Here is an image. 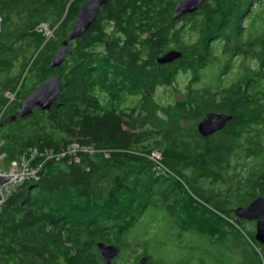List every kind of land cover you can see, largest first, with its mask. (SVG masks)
<instances>
[{
    "label": "trees",
    "instance_id": "1",
    "mask_svg": "<svg viewBox=\"0 0 264 264\" xmlns=\"http://www.w3.org/2000/svg\"><path fill=\"white\" fill-rule=\"evenodd\" d=\"M86 1L0 0V154L15 159L36 149L56 156L0 206V264H104L99 242L120 248L110 264H135L141 256L152 264L147 249L128 253L135 252L131 236L148 238L163 208L176 226L167 233L175 246L154 243L151 252L180 251L179 241L192 235L213 251L188 242L184 259L190 254L204 264L198 250L211 264H264V246L232 214L264 196V29L256 27L264 21L243 26L264 0H208L186 16L199 21H167L175 0H106L64 62L51 69L54 51ZM182 22L197 33L196 41L179 40ZM41 24L51 37L38 30ZM170 49L181 57L154 61ZM246 58L251 65L243 64ZM236 59L241 69L228 79ZM179 71L195 83L205 71L212 78L204 87L189 84L181 100H153V91L170 87ZM50 76L59 82L56 102L20 118L18 104ZM130 96L136 101L124 106ZM207 113L231 119L203 138L196 123ZM73 143L95 152L60 156ZM154 150L167 173L147 158ZM215 182L228 184L219 189ZM232 249L235 262L227 253ZM182 257L171 264H189Z\"/></svg>",
    "mask_w": 264,
    "mask_h": 264
},
{
    "label": "water",
    "instance_id": "2",
    "mask_svg": "<svg viewBox=\"0 0 264 264\" xmlns=\"http://www.w3.org/2000/svg\"><path fill=\"white\" fill-rule=\"evenodd\" d=\"M208 0H178L174 10L173 19H178L186 14H191L199 9L204 2ZM106 0H87L77 10L72 26L66 32L60 47L54 51L50 62V68H56L64 62L71 43L82 36L94 22L98 10L105 4ZM1 22V18H0ZM181 57V52L175 49H170L161 55L156 56L157 64H169ZM58 78L55 76L47 77L44 81L38 83L30 94L23 99L19 105L18 116L20 118L28 117L33 109L39 108L41 111H48L53 103L56 102L60 92ZM14 119L15 117H11ZM231 119V116L223 113H207L197 122L196 131L200 137L206 138L216 132L221 131L226 122ZM5 180L0 179L1 183L5 184ZM232 214L242 221L254 222V238L256 242L264 246V196H257L252 199L246 206H239L233 209ZM96 249L100 254L104 264H110L113 259L120 253V248L112 244H103L99 242ZM146 256H141L135 264H147Z\"/></svg>",
    "mask_w": 264,
    "mask_h": 264
},
{
    "label": "rangeland",
    "instance_id": "3",
    "mask_svg": "<svg viewBox=\"0 0 264 264\" xmlns=\"http://www.w3.org/2000/svg\"><path fill=\"white\" fill-rule=\"evenodd\" d=\"M174 1V0H173ZM175 2V1H174ZM252 13H251V17H249V19H245L243 21V26L245 27L246 24H248V22L250 21H264V7L262 8L261 5H255L254 7H252ZM254 17L255 20H254ZM263 18V19H262ZM257 27V31L261 32L264 29V26L262 25V22H257L256 24ZM180 28V29H179ZM177 29H179V40L185 43H192L194 41H196L197 39V33L190 30V25L186 24L184 22L180 23L179 25H177ZM38 30L40 32H42L45 37L49 38L51 37V29L49 30L48 26H46V24H41L38 25ZM213 52L215 53L216 56H219L223 53L222 50V44L221 42H216L215 44H213ZM222 56V55H221ZM250 58H246L245 61H243L244 65H251V62L249 61ZM219 62V61H216ZM240 61L238 59L234 60L233 63V68L230 72V75L228 76V79H232L236 77V73H238V71H240ZM212 78V76L210 75L209 71H205V73L203 74L200 83L199 82H192L190 75L188 73H181V71L176 72V75L174 76V81L173 83L170 85V87H163V86H159L157 87L153 93H152V98L153 100H155L156 102H158L161 105L167 104V103H171L175 100H181V98L184 97V94L186 92V88L187 86L190 84L192 86V88H200V87H204L207 84L210 83V79ZM6 97L9 99V101H14V95H10V94H5ZM135 99H137V97H128V100H125L126 102L123 104L124 106H130L132 104L133 101H136ZM132 101V102H131ZM146 146H148L149 148L152 147V143L151 142H146L145 143ZM78 146L76 143L71 144L69 147L71 149H73L74 147ZM155 151V150H154ZM72 153V151H70ZM20 157V156H19ZM11 158V157H7V158H3L0 159V171H7L9 173H16L15 171L19 172L20 170H24L26 167H28V164L31 167H35L38 162V159L36 160V158H34L35 156H32L31 159H27L23 164L19 161L21 159L20 158ZM34 158V159H32ZM13 159V160H12ZM14 161H18L19 164L17 166L13 165ZM19 168H21L19 170ZM39 167L35 168L38 169ZM229 170V169H228ZM189 173V172H188ZM23 174V173H21ZM229 174H230V170H229ZM210 181V180H208ZM207 181V182H208ZM202 184V181H201ZM204 184V183H203ZM202 184V185H203ZM218 182H215V184L213 185L214 187H218L219 189H223L222 187H224V185H227L228 183H224L222 185L218 186ZM205 187V186H203ZM191 191V190H190ZM9 195V194H7ZM6 195V196H7ZM158 214H156L155 217V221L151 222L150 224V235L148 236V238H140V239H136L134 237V235L131 236V238H134L131 240L130 244H131V249L134 250L135 252H128L131 254V256H134L136 254H142L144 252V249H147L149 253V256H153V263L152 264H156L159 263L161 260L162 264H171L172 263V259L177 260L179 257H182L183 254L186 252V244L189 242L188 245L191 244H202L203 247L205 249L211 250V252L213 251L212 247L209 244H205L202 241H197L195 239V237H191L185 235V237L179 241V246H181L183 249L178 251V249L176 247H174L171 252L172 253H167V252H163L156 254L155 252H151V250L154 249V247L156 245H154V243L156 244H162V245H166L165 247H169L172 248L173 246H175V242H172V238L173 236H170L169 233L171 230H173L176 226L173 225V223H171L170 221V216L168 211L163 208L162 210H158L157 212ZM153 216V215H152ZM254 222L252 221H246V228L247 230H252L254 232L255 230V226H254ZM167 234V236H166ZM151 242V243H150ZM233 251H231V253L228 251L227 253H229V255L232 257L231 261L235 262L239 259V256L236 252V249H232ZM174 251V252H173ZM147 252V253H148ZM203 251H198L196 253V256H198L199 258H201L202 256L204 257V264H211L212 262L209 260L208 257L205 256V254L202 253ZM128 253H124V257H126V255H128ZM156 255H159L158 257ZM183 258V257H182ZM184 259V258H183ZM184 260H186L189 264H198L199 261L196 259V257L194 256L193 259L189 256H187ZM136 262V261H135ZM130 264V263H128Z\"/></svg>",
    "mask_w": 264,
    "mask_h": 264
},
{
    "label": "built area",
    "instance_id": "4",
    "mask_svg": "<svg viewBox=\"0 0 264 264\" xmlns=\"http://www.w3.org/2000/svg\"><path fill=\"white\" fill-rule=\"evenodd\" d=\"M72 151V153L70 152ZM84 152L87 153L89 155H92L95 151L92 147H79L76 146L73 149H71L70 147H68V149L63 152L62 154H60V156L64 157L65 154L66 155H72L75 154L76 152ZM32 156H35L34 158H39L42 160H39L36 164L35 167H31L28 164V167H26L24 170H20L21 168H19V172L15 171L16 173H11V174H4L1 175L3 177V180H5V184L1 183L0 185V206L4 203L5 199H6V195L10 194L11 191L14 190L15 187H17L18 185L22 184V182H24L27 177H32V178H37L38 174L40 173V171L42 170L41 168H43V164L45 163V161H47L50 158L56 157L53 156L52 152H44L42 154L38 153L36 149H32V150H28V156L29 160L31 159ZM32 158V159H34ZM147 158L152 162L153 165H155V169L157 170V172H162V173H167L168 171L165 169V167L163 166L162 163V157H161V153L160 151H151V153H149L147 155ZM22 164L25 162L24 159H22L20 161ZM19 164V163H18ZM17 164V165H18ZM39 167L38 169H35ZM23 173V174H21Z\"/></svg>",
    "mask_w": 264,
    "mask_h": 264
},
{
    "label": "bare ground",
    "instance_id": "5",
    "mask_svg": "<svg viewBox=\"0 0 264 264\" xmlns=\"http://www.w3.org/2000/svg\"><path fill=\"white\" fill-rule=\"evenodd\" d=\"M1 144L2 143H0V146H1ZM4 154H0V159H3L4 158ZM28 156V154H26V155H24V156H21V159L19 160V161H21L22 159H24L25 161L27 160V159H29V157H27ZM28 161V160H27ZM19 162L18 161H14L13 162V165L14 166H17V164H18ZM42 171V170H41ZM40 171V172H41ZM4 174H6V175H8V174H11V173H9V172H7V171H0V179H3V177L1 176V175H4ZM40 174V173H39ZM30 178H32V177H27V179H30ZM26 179V180H27Z\"/></svg>",
    "mask_w": 264,
    "mask_h": 264
},
{
    "label": "flooded vegetation",
    "instance_id": "6",
    "mask_svg": "<svg viewBox=\"0 0 264 264\" xmlns=\"http://www.w3.org/2000/svg\"><path fill=\"white\" fill-rule=\"evenodd\" d=\"M177 1H178V0H175V3H174V6H173V7H175ZM173 7H172V8H173ZM173 10H174V8L172 9V11H171V13H170L169 20H167V21H199V20H197L196 18H193V20H192V19H188V18H186V16H187V15H190V14H186V15H184V16H181V17L178 18V19H173V18H172ZM193 13H194V12H193ZM191 14H192V13H191ZM138 259H139V258H138ZM138 259H137V260H138ZM137 260H136V261H137Z\"/></svg>",
    "mask_w": 264,
    "mask_h": 264
}]
</instances>
